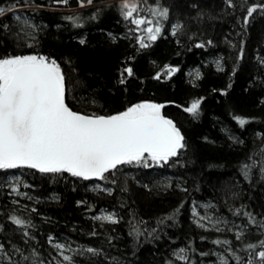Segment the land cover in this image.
I'll list each match as a JSON object with an SVG mask.
<instances>
[{
  "label": "trees",
  "instance_id": "trees-1",
  "mask_svg": "<svg viewBox=\"0 0 264 264\" xmlns=\"http://www.w3.org/2000/svg\"><path fill=\"white\" fill-rule=\"evenodd\" d=\"M133 2L137 10L125 19L123 0H84V6L80 0H0V7L12 9L0 16V58L35 54L55 60L65 75L67 103L85 114L115 115L143 102L163 105L161 114L175 123L186 145L167 163L147 158L120 165L103 180L0 169V243L13 264H54L60 250L53 244L82 249L73 264H220L221 257L247 264L250 256L261 264L264 10L248 16L247 9L264 0H232L231 7L227 0ZM158 7L168 9L166 19L154 14ZM134 19L151 23L136 25ZM149 27L161 29L155 41L148 39ZM141 38L148 47L140 46ZM129 67L133 75L122 77ZM193 100H200L197 115L184 111ZM234 117L247 123L241 126ZM253 162L245 177L243 165ZM18 175L30 185L28 199L11 190L10 179ZM96 183L107 192L95 191ZM200 204L209 205L224 227H200L192 214ZM102 210L113 212L117 222L97 221ZM12 216L32 226L21 228ZM248 243L258 247L245 249Z\"/></svg>",
  "mask_w": 264,
  "mask_h": 264
},
{
  "label": "snow or ice",
  "instance_id": "snow-or-ice-1",
  "mask_svg": "<svg viewBox=\"0 0 264 264\" xmlns=\"http://www.w3.org/2000/svg\"><path fill=\"white\" fill-rule=\"evenodd\" d=\"M80 2L84 6V0ZM86 2L91 4L93 0ZM57 3L67 4L68 0H57ZM227 4L234 6L232 0H227ZM257 9L264 10V4L248 7V16ZM10 10L12 9L0 7V16ZM136 10L137 5L133 0H123L121 11L125 19L132 17ZM154 14L166 19L168 9L158 7ZM66 19L73 20V17ZM132 22L136 25L151 23L145 19H134ZM181 27L176 25L173 34ZM146 31L148 39L155 41L161 29L149 27ZM80 43L83 44L84 41L81 40ZM139 43L141 47H148L142 38ZM211 43L208 41V44ZM165 69L169 73L178 71L169 66H165ZM218 70L223 69L218 65ZM125 73L132 76V68H125L121 76ZM155 78L159 79L160 74L157 73ZM120 83H125V80L122 78ZM66 93L65 75L55 60L35 54L0 58V169L28 167L38 169L41 173L66 172L85 180L94 177L103 180L106 179L105 173H114L120 165L140 164L147 158L156 163H167L186 147L184 136L175 123L161 114L163 105L143 102L131 105L115 115H89L73 110L66 102ZM199 107L200 100H193L184 111L197 115ZM234 119L241 126L247 123L242 117ZM254 166L255 162L244 164L243 175L247 177ZM261 170L264 171V161ZM244 215L249 217L251 224H257L250 213ZM10 219L21 228L32 226L30 222L17 216ZM95 219L117 222L112 214ZM199 226L204 227L203 224ZM258 226L264 228V224ZM23 234L25 237L29 235L27 231ZM136 234L140 235L138 231ZM244 235L241 230L236 234V239L242 240ZM49 243L53 244L52 237H49ZM214 243L231 245V241L227 240H217ZM259 246L264 247V240L260 241ZM53 247L60 250L65 245L53 244ZM257 247L253 243L245 245V249L255 250ZM13 251L20 254L23 260L29 259L14 245ZM86 251L93 255L99 254L94 248H87ZM183 251L185 250L181 249ZM232 255L235 256V253ZM256 256L264 264V250L257 252ZM236 259L237 264H240V258ZM0 260L13 264L3 243H0ZM63 260L73 264L70 256L64 255ZM33 264H37V261L33 260ZM220 264H228L227 259L221 257ZM247 264H254L251 256Z\"/></svg>",
  "mask_w": 264,
  "mask_h": 264
},
{
  "label": "rangeland",
  "instance_id": "rangeland-1",
  "mask_svg": "<svg viewBox=\"0 0 264 264\" xmlns=\"http://www.w3.org/2000/svg\"><path fill=\"white\" fill-rule=\"evenodd\" d=\"M195 74V73H194ZM161 162V161H160ZM159 162V163H160ZM153 163H156L153 161ZM10 183H11V190L14 194V196L20 197L22 199L27 198L28 199V195L26 190H28L30 188V185L26 182V180L22 177V176H13L10 179ZM95 191H105L107 192V188L105 186H103L102 184L96 183L95 185ZM194 209H195V215H194ZM112 214L114 216V219L117 221L118 218L116 217V215L113 212L110 211H106V210H102L100 212V214H98L96 217L98 216H105V215H109ZM193 217L195 222L200 225L203 224L204 229H220V227H224L223 226V222H219L218 219L216 218V216L211 213V209L209 207V205L206 204H200V205H195L193 208ZM201 217H204V219H201ZM97 221L100 222H110L107 220H98ZM112 223V222H110ZM83 252L82 249L74 247V246H65V248L60 249V257L59 259L54 261V264H69V261H64L63 260V256L67 255L70 256L71 258H73L72 256L76 253H81ZM62 253V255H61ZM182 255V252H178ZM178 254V255H180ZM73 261V260H72ZM6 260H0V264H5Z\"/></svg>",
  "mask_w": 264,
  "mask_h": 264
},
{
  "label": "water",
  "instance_id": "water-1",
  "mask_svg": "<svg viewBox=\"0 0 264 264\" xmlns=\"http://www.w3.org/2000/svg\"><path fill=\"white\" fill-rule=\"evenodd\" d=\"M67 102V101H66ZM147 155V154H146ZM95 178V177H94ZM94 178H91V179H94Z\"/></svg>",
  "mask_w": 264,
  "mask_h": 264
}]
</instances>
